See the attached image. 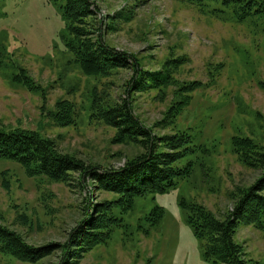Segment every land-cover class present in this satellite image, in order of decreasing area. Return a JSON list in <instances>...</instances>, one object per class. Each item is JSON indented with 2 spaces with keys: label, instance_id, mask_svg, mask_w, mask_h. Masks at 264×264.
I'll return each instance as SVG.
<instances>
[{
  "label": "rangeland",
  "instance_id": "rangeland-1",
  "mask_svg": "<svg viewBox=\"0 0 264 264\" xmlns=\"http://www.w3.org/2000/svg\"><path fill=\"white\" fill-rule=\"evenodd\" d=\"M91 1L96 6L95 30L101 27L111 47L135 55L143 70L158 71L167 59L186 57L171 73L179 83L201 82L190 94L191 102L169 122L166 113L176 86L134 92L127 68L105 77L85 75L66 50L68 27L60 4L0 0V128L39 131L62 153L103 168L121 167L142 149L113 142L116 129L90 119L92 91L109 103L130 102L138 122L157 137L186 129L201 146L190 156L191 176L164 193L137 198L134 209L124 215L128 232L115 230L106 244L89 250L77 264H210L180 201L200 203L223 218L238 190L259 177V170L239 158L231 139L250 138L264 145V33L251 21L210 13L212 4L196 0ZM16 67L27 70L43 95L11 83ZM58 101L73 107L69 125H59L51 116ZM86 181L89 187L81 189L75 180L67 185L32 178L17 161L0 159V225L35 247L64 244L86 216L89 199L113 197L91 190ZM154 207L164 210L161 223L143 227L140 219ZM234 240L245 264H264V230L240 223ZM60 253L56 249L28 262L0 252V264H60Z\"/></svg>",
  "mask_w": 264,
  "mask_h": 264
},
{
  "label": "trees",
  "instance_id": "trees-1",
  "mask_svg": "<svg viewBox=\"0 0 264 264\" xmlns=\"http://www.w3.org/2000/svg\"><path fill=\"white\" fill-rule=\"evenodd\" d=\"M49 1L62 7V15L68 27L66 50L73 55L74 62L85 75L105 77L118 69L127 68L132 70L129 90L134 92H144L150 88L161 91L170 85L176 86V96L166 113L169 122L191 102L190 94L201 86V82L192 80L179 83L171 73L172 69H177L185 62L186 57L167 59L163 62L162 69L147 72L141 68L140 60L135 55L118 51L105 42L101 27L95 30L96 6L93 1ZM196 1L212 4L213 7L208 10L210 13L227 14L237 22L251 21L264 33V0ZM16 68L17 71L10 77L11 83L43 95L40 85L34 82L27 70ZM57 104L51 114L54 121L59 125L72 123V105L66 101H58ZM90 105L91 120L116 129L113 142L138 145L142 152L127 160L121 167L103 168L62 153L52 140L40 135L39 131L25 130L19 126L13 130L0 128V159L17 161L25 168L29 177L46 178L67 185L75 180L81 189L89 187L86 185L88 180L91 190L107 192L113 196L100 202H91L89 199L86 216L62 245L50 243L35 247L27 244L16 231L0 225V252L18 260L36 262L60 249V264H77L89 250L106 244L115 230L128 232L129 224L124 215L134 209L137 198L151 193H164L175 186L178 180L191 176L194 164L190 156L200 150L201 146L186 129L179 128L171 135L157 137L151 129L138 122L130 102L123 100L121 103H109L92 91ZM231 143L246 165L260 171L254 183L238 190L232 201V209L223 218H217L200 203L185 199L180 201V206L186 213V221L194 236L202 243V257L210 264H245L242 249L234 240L240 223L253 224L264 230V145L238 136H233ZM184 159L187 161L178 165ZM75 174L77 176L73 177ZM90 198H93V192L90 193ZM163 217L164 210L154 207L140 220L144 223L143 227H154L161 223ZM140 227L141 222L137 224L136 230Z\"/></svg>",
  "mask_w": 264,
  "mask_h": 264
}]
</instances>
